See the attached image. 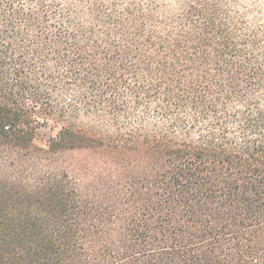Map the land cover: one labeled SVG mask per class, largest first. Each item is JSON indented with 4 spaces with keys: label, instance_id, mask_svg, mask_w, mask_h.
<instances>
[{
    "label": "trees",
    "instance_id": "1",
    "mask_svg": "<svg viewBox=\"0 0 264 264\" xmlns=\"http://www.w3.org/2000/svg\"><path fill=\"white\" fill-rule=\"evenodd\" d=\"M0 264H264V0H0Z\"/></svg>",
    "mask_w": 264,
    "mask_h": 264
},
{
    "label": "rangeland",
    "instance_id": "2",
    "mask_svg": "<svg viewBox=\"0 0 264 264\" xmlns=\"http://www.w3.org/2000/svg\"><path fill=\"white\" fill-rule=\"evenodd\" d=\"M57 129L52 128L49 122H43L40 120V123L37 125L35 130L34 142L35 144L45 147L47 141L56 136Z\"/></svg>",
    "mask_w": 264,
    "mask_h": 264
}]
</instances>
